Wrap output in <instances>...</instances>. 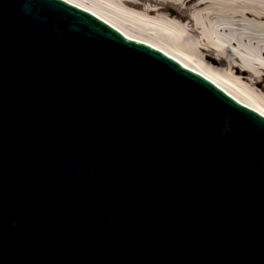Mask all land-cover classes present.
<instances>
[{
  "label": "water",
  "instance_id": "water-1",
  "mask_svg": "<svg viewBox=\"0 0 264 264\" xmlns=\"http://www.w3.org/2000/svg\"><path fill=\"white\" fill-rule=\"evenodd\" d=\"M80 7L0 0V264H264V116Z\"/></svg>",
  "mask_w": 264,
  "mask_h": 264
},
{
  "label": "bare ground",
  "instance_id": "bare-ground-1",
  "mask_svg": "<svg viewBox=\"0 0 264 264\" xmlns=\"http://www.w3.org/2000/svg\"><path fill=\"white\" fill-rule=\"evenodd\" d=\"M264 115V0H66Z\"/></svg>",
  "mask_w": 264,
  "mask_h": 264
}]
</instances>
